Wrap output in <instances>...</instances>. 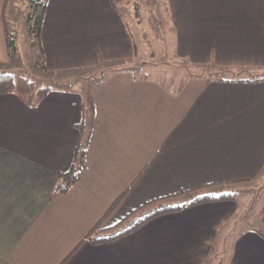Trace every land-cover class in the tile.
Masks as SVG:
<instances>
[{"label": "crops", "instance_id": "crops-1", "mask_svg": "<svg viewBox=\"0 0 264 264\" xmlns=\"http://www.w3.org/2000/svg\"><path fill=\"white\" fill-rule=\"evenodd\" d=\"M130 2L48 0L44 67L105 70L81 91L50 88L36 106L0 94V264H205L219 240L226 264H264V226L238 229L235 198L160 214L111 241L79 243L122 193L99 228L151 199L252 179L264 167V80L201 72L264 71V0H162L159 41L165 34L178 61L175 80L134 66L144 62L124 20ZM3 3L0 71L12 59ZM7 14L8 3L11 24ZM79 126L85 154L59 193L57 175L72 163Z\"/></svg>", "mask_w": 264, "mask_h": 264}, {"label": "rangeland", "instance_id": "rangeland-1", "mask_svg": "<svg viewBox=\"0 0 264 264\" xmlns=\"http://www.w3.org/2000/svg\"><path fill=\"white\" fill-rule=\"evenodd\" d=\"M130 1V4H128L129 9L126 11L122 10L123 13H125L124 20L135 40L139 55L141 53L142 59L140 62H144V65L137 64L134 66L138 68L140 73H148L152 76H157L158 73H168L170 78L175 80L173 74H177L180 72L179 70H181L175 68V66L180 67L177 63L178 61L173 59L170 51V43L168 39H166L165 34H163V39L159 41V39L162 38V36H160L162 31L159 29L160 27L157 22L158 20H164L166 16L163 10L164 5L162 0H154V2L151 0ZM135 2L138 8L131 7ZM120 8H122V6H120ZM27 12V0H9L7 16L12 22V29L15 31L16 54L11 59V63L8 67L4 68L6 72L25 75L34 80L37 86L46 85L50 88L63 89L73 88L81 91V87L88 85V76L98 77V74H101L100 71L103 72L105 70L102 68L106 67L102 66V68L97 67L93 70H86L84 68L81 70L48 71L40 62L39 41L29 32V24L26 22ZM141 48L143 51H141ZM190 67L193 66L190 65ZM242 70L252 73V71H248L247 69ZM203 71L206 70H201L202 73ZM258 72L264 71L259 70L254 73ZM230 75H232V72ZM172 80L169 79L168 81L172 82ZM178 82L180 84L183 83L184 77L182 79L180 78ZM213 190H215L214 192L237 191L238 195L235 199L239 205V217L236 222L238 229L243 230L252 228L258 232L263 231L260 222V211L264 204V177L250 182L215 187ZM217 243L214 255L210 256L205 264H226L225 261L228 249L227 247L223 248L221 246V240Z\"/></svg>", "mask_w": 264, "mask_h": 264}, {"label": "trees", "instance_id": "trees-1", "mask_svg": "<svg viewBox=\"0 0 264 264\" xmlns=\"http://www.w3.org/2000/svg\"><path fill=\"white\" fill-rule=\"evenodd\" d=\"M48 0H27L28 12L26 15V22L29 24V32L34 38L39 41L40 33L44 18L45 9ZM7 0L3 3V24L5 30L6 49L10 58H13L16 54V37L15 31L12 29L11 24L5 18L7 11ZM40 56L42 53V47L40 46ZM44 67V65H43ZM259 71V70H257ZM256 71V72H257ZM232 72V75L230 73ZM204 76L212 77L217 80H232V81H257L264 80V72L254 73L247 72L242 69L227 68L217 71H210L202 73ZM50 87L37 86L35 81L22 74H12L4 70L0 71V94L12 93L16 95L22 102L29 106H36L39 101L49 92ZM80 139L77 143L72 163L65 171L58 173V181L56 185V192L65 193L71 183L76 179L75 173L77 167L82 162L85 150L83 147V134L84 128L79 126ZM264 177V167L260 173L252 179L238 180L234 182L226 183H207L197 185L188 189H183L175 193L151 199L137 208L130 211L127 215L121 218L118 222L108 228H99L104 219L110 214V212L117 206L121 200L123 193L119 195L108 207L98 222L90 229V231L84 236L79 243L84 240L91 243H100L114 240L127 234L140 225L150 220L151 218L160 214L174 212L183 209L186 206L195 205L203 202L234 199L238 192H214L212 190L215 187L235 185L243 182H250L256 179ZM260 222L264 226V204L260 211Z\"/></svg>", "mask_w": 264, "mask_h": 264}]
</instances>
